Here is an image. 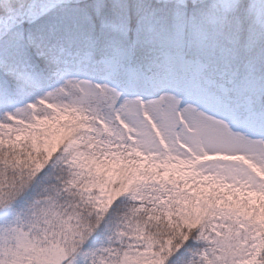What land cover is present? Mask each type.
Listing matches in <instances>:
<instances>
[{
	"label": "snow or ice",
	"instance_id": "snow-or-ice-1",
	"mask_svg": "<svg viewBox=\"0 0 264 264\" xmlns=\"http://www.w3.org/2000/svg\"><path fill=\"white\" fill-rule=\"evenodd\" d=\"M0 264H264V0H0Z\"/></svg>",
	"mask_w": 264,
	"mask_h": 264
}]
</instances>
